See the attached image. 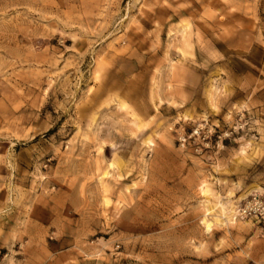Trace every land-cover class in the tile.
Masks as SVG:
<instances>
[{"label":"rangeland","instance_id":"obj_1","mask_svg":"<svg viewBox=\"0 0 264 264\" xmlns=\"http://www.w3.org/2000/svg\"><path fill=\"white\" fill-rule=\"evenodd\" d=\"M253 196L264 0H0V264H264Z\"/></svg>","mask_w":264,"mask_h":264},{"label":"built area","instance_id":"obj_2","mask_svg":"<svg viewBox=\"0 0 264 264\" xmlns=\"http://www.w3.org/2000/svg\"><path fill=\"white\" fill-rule=\"evenodd\" d=\"M196 131V128L193 129ZM184 138V136H182ZM238 211L242 215L255 214V215H264V197L253 196L242 206L239 207Z\"/></svg>","mask_w":264,"mask_h":264},{"label":"trees","instance_id":"obj_3","mask_svg":"<svg viewBox=\"0 0 264 264\" xmlns=\"http://www.w3.org/2000/svg\"><path fill=\"white\" fill-rule=\"evenodd\" d=\"M249 69H252V68H250V66H247Z\"/></svg>","mask_w":264,"mask_h":264}]
</instances>
